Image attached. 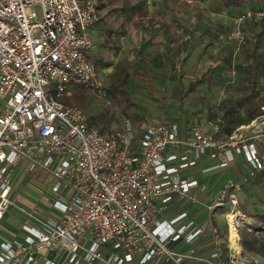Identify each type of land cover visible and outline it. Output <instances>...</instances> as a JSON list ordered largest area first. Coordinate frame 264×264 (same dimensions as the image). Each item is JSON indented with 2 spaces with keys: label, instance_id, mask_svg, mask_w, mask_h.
Masks as SVG:
<instances>
[{
  "label": "built area",
  "instance_id": "2783aa9c",
  "mask_svg": "<svg viewBox=\"0 0 264 264\" xmlns=\"http://www.w3.org/2000/svg\"><path fill=\"white\" fill-rule=\"evenodd\" d=\"M99 20L95 0H0V223L12 207L29 218L23 241L0 242V264L25 255L23 264H29L42 249L62 250L65 264H126L143 245L141 264L162 256L182 264L195 250L176 253L167 244L190 243L202 228L192 220L179 225L186 211L170 220L162 213L172 201L201 203L205 187L189 175L192 168L207 157L204 172L222 170L238 151L254 171L264 170L259 134L241 143L201 126L186 133L176 121L136 128L130 119L106 131L90 124L81 107L64 104L69 86L106 94L89 58ZM261 111L264 116V103ZM256 122L251 131H259ZM19 165L46 173L44 184L57 194L54 215L37 218L15 204L12 179ZM237 191L232 181L218 190L207 206L212 218L217 206L235 210ZM210 230V244L219 243L218 227ZM200 262L244 264L229 239L225 255L215 248Z\"/></svg>",
  "mask_w": 264,
  "mask_h": 264
},
{
  "label": "rangeland",
  "instance_id": "374dc122",
  "mask_svg": "<svg viewBox=\"0 0 264 264\" xmlns=\"http://www.w3.org/2000/svg\"><path fill=\"white\" fill-rule=\"evenodd\" d=\"M95 1L114 29L126 32L120 27L121 12L127 20L121 26L139 20V46L114 43V49L107 51L112 54L106 60L116 66L111 75L105 74L104 82L99 78L105 95L69 86L64 104L81 107L89 123L106 131L130 119L136 128V122L176 121L187 133L199 127L196 123L203 117L217 137L227 141L236 135L242 143L264 131L260 110L264 103V0H245L243 8L232 9L223 8L222 0ZM35 11L40 18L41 9ZM157 22L160 27L155 26ZM160 31L169 32L170 39L165 37L157 46L154 33ZM168 56L172 61H167ZM195 80L200 81L196 92L186 96L184 92ZM141 105L149 108L142 110ZM256 117L259 131H251V119ZM260 138L264 143V137ZM222 170V186L237 183L240 202L233 212L226 207L218 211L222 219L218 225L244 264H264V225L258 218L264 214V170L254 171L238 151ZM190 174L199 185L205 181L198 171ZM31 175L24 174L23 183L14 190L15 204L37 218L54 215L52 202L57 194L43 182L42 191ZM28 186L43 192L41 200L24 191ZM212 191L216 192L213 203L218 189ZM10 210L20 222L29 219L15 207Z\"/></svg>",
  "mask_w": 264,
  "mask_h": 264
},
{
  "label": "crops",
  "instance_id": "0c3cea01",
  "mask_svg": "<svg viewBox=\"0 0 264 264\" xmlns=\"http://www.w3.org/2000/svg\"><path fill=\"white\" fill-rule=\"evenodd\" d=\"M222 6H223V3H222ZM223 8L225 7L223 6ZM232 8H225V9H232ZM98 10H99V15H100V20L93 27L92 39L94 42V47L91 49L89 57L90 59H92L91 61L94 63V65L97 68L98 77L102 80V82H104L105 76H106L105 74L111 75V73L114 71L115 66H116L115 62L113 63L112 61L109 62L106 60L107 56L109 54H112L111 52L108 54L107 51L114 49L113 48L114 43L116 44V46L119 43H122L123 46L126 45L128 46V48L134 45L139 46V20H137L136 21L137 23L135 24L134 23L127 24L129 27H126L125 25L121 26V24H123L124 22H127V20L124 19L123 17V13L121 12L119 16L122 17L123 20L120 21L121 23L120 27L125 28L126 32L124 33V31H122L121 29H114L113 25H111V20L108 19L107 17H103V14L101 13L99 5H98ZM166 22H168V24H171L169 20H167ZM155 26L160 27L158 22L155 24ZM154 37H155L154 42L158 46V44H160V40L162 41L165 37L167 38V40H169L170 34L169 32H165V34H163L160 31V32L154 33ZM103 56H105V59L103 58ZM172 58H173L172 56H168L167 61L168 62L172 61ZM155 61L156 63H160V58L157 57ZM197 81L198 80H195V82L191 83L188 86V87H191V85L194 84L193 86L194 90L192 92H187V89H186V91L184 92L186 96L188 94H192L196 92V86L200 84V81L199 82ZM172 85H175V83L173 82ZM181 105H182V102L179 103V107ZM141 106L143 107H139V108L142 110L149 108V106H145V105H141ZM260 110H261V106H260ZM253 119H251V121ZM157 121L158 120H155L152 122H157ZM161 121H164V120H161ZM152 122H149V123H152ZM149 123L140 124V122H136V124L139 125V127L144 126ZM196 125L201 126L207 133H211V134L215 133V131H213L211 127L209 126L207 117L206 118L203 117L202 119H200L199 124L196 123ZM262 125H264V120L262 122ZM180 127L182 128V125H180ZM215 136H217L216 133H215ZM259 137H264V131L259 134ZM261 142L262 141H259V147L263 148L264 143H261ZM232 155L234 157V154ZM210 164H211V161L207 157H204L201 163H199L196 167L192 168L191 170V171H198L200 175L205 178V181L200 183V185L205 187L204 192H202L200 196L201 203L193 204L187 200L172 201L167 206L165 211L162 213L163 214L162 219L170 220L171 218L175 217V215L183 211H186L188 213V218L181 221L179 225L187 223L188 220H192L194 221L195 226L202 228V232L198 236H196L193 239V241H191L190 243H186L184 241L179 240V241H172L167 244L168 249L176 253L188 252L191 249L195 250V255L191 256L190 258L185 259L182 262V264H203L202 262H200L201 259L209 255L215 248H219L220 250H222L224 255L226 254V248H227L226 234L223 233V231L221 230V227L218 225L220 221L222 220L221 217L218 216V211L223 207L218 206L215 208L214 210L215 217L213 218L210 215L211 213H209V211L207 210V206L212 205L214 203V202L212 203L213 201L212 199H214L216 192L213 193L212 190H214V188L215 189L217 188L219 190L223 184V179H222L223 170H217L215 173L204 172ZM24 174H32L31 175V178L33 179L32 181L38 184V187H40L41 189L43 188V185L46 186L44 184V181L46 179V173L42 171L28 173L24 170V168L21 165H19L18 167H16L14 175H13V179H12L13 186H12L11 198L13 200H15L16 198V194L14 193V190L19 186L18 185L19 183H23V180L21 179L23 178ZM189 175L193 177L192 174L189 173ZM218 178L221 181V184L220 182L218 183L217 181ZM214 181H215V184H213ZM41 182H43V185L41 184ZM209 183L210 185L213 184V187H210ZM24 191L28 192L29 194H32L36 199L38 198L39 200H41V197L43 195L42 194L43 192L42 193L36 192L35 187L33 186L24 187ZM46 216H50V215L47 214ZM23 223H24V220L20 222V220L17 219L16 214L12 212V210H10L7 213L6 217L3 219V221L0 223V242H11L13 240L23 241L26 235L25 232L22 230ZM212 225L217 226L220 231L221 240L219 241V243L210 244V241L212 239L210 229ZM175 226H178V224H176ZM144 250H145V246L143 245L142 252H140L138 256L136 255L135 259L131 263H126V264H141L139 263V259L142 253L144 252ZM64 254L65 253L60 249H54V250L42 249L35 253L33 261L30 262L29 264H44V262L47 260L50 262H57L60 264L61 263L65 264L66 260L64 259ZM25 259H26V255L21 256V259L11 260V261L4 262L1 264H23ZM94 264H104V263L97 262ZM144 264H175V263L167 259L166 256H162L157 261L152 260Z\"/></svg>",
  "mask_w": 264,
  "mask_h": 264
},
{
  "label": "trees",
  "instance_id": "16d2710c",
  "mask_svg": "<svg viewBox=\"0 0 264 264\" xmlns=\"http://www.w3.org/2000/svg\"><path fill=\"white\" fill-rule=\"evenodd\" d=\"M255 1H260V0H255ZM222 3L225 8H232V7L243 8L245 4V0H222ZM193 86L194 84L191 85V87H188L187 92H192L194 90ZM258 218L264 225V214L258 215Z\"/></svg>",
  "mask_w": 264,
  "mask_h": 264
},
{
  "label": "bare ground",
  "instance_id": "6f19581e",
  "mask_svg": "<svg viewBox=\"0 0 264 264\" xmlns=\"http://www.w3.org/2000/svg\"><path fill=\"white\" fill-rule=\"evenodd\" d=\"M236 215H238V213H236ZM240 216V215H239ZM229 244H230V240H229Z\"/></svg>",
  "mask_w": 264,
  "mask_h": 264
}]
</instances>
